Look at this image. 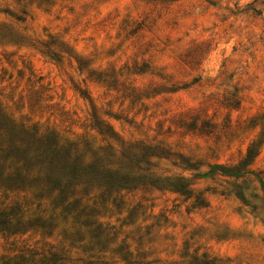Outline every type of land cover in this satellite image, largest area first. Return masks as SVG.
I'll use <instances>...</instances> for the list:
<instances>
[{"label":"rangeland","instance_id":"obj_1","mask_svg":"<svg viewBox=\"0 0 264 264\" xmlns=\"http://www.w3.org/2000/svg\"><path fill=\"white\" fill-rule=\"evenodd\" d=\"M0 107L86 161L120 157L123 143L158 146L169 158L138 173L183 176L193 188L190 197L124 190L119 207L99 203L107 235L96 245L91 228L77 234L59 215L43 232L36 219L49 206L0 176V213L25 224L0 231V264L24 247L71 264H264V0H0ZM249 147L251 173H209L237 166Z\"/></svg>","mask_w":264,"mask_h":264},{"label":"trees","instance_id":"obj_2","mask_svg":"<svg viewBox=\"0 0 264 264\" xmlns=\"http://www.w3.org/2000/svg\"><path fill=\"white\" fill-rule=\"evenodd\" d=\"M81 94L84 95L85 92ZM98 132L109 138L114 137L111 129L101 128ZM123 145L120 157L112 153V150L103 154L97 151L93 153L90 161H86L71 144L60 145L49 134L39 136L36 132H31L24 125L10 119L0 107V169L4 167L8 170L5 176L4 172H0V176L6 181L4 187L6 190L23 192L24 195L30 193L39 200V207L42 203L49 206L51 216L48 219H36L37 226L43 232L48 230V234L53 232L56 226L53 220L59 215L72 219L71 226H77V234L83 228H91L89 232L92 231V237L97 239L95 244L100 245L102 236L107 234L105 229H102V223L98 221L100 212L97 205L112 199V203L117 201L119 207L124 203L121 201V191L154 188L168 189L186 197L192 196L191 182L183 176L154 178L152 175L138 173L148 170L140 166L141 162L149 163L152 157L169 158L170 153L158 146L144 144L137 152L136 146L125 143ZM257 153L254 147H249L237 166L214 165L209 173L214 174L220 170L221 174L234 177L251 173V170L245 168L253 162ZM183 164L188 168L193 166L188 162ZM258 179L263 185V178ZM91 200L92 204L89 203ZM205 205V198L201 194L198 195L196 206ZM0 216L3 217L0 218V231L13 229L11 233H15L25 225L21 217L12 224L13 217L9 214L0 213ZM127 258H124L125 262L122 264H150ZM78 260L81 264H118L103 259ZM195 260L189 264H216L211 259ZM71 261L69 257L54 249L45 253L24 247L18 255L2 264H71Z\"/></svg>","mask_w":264,"mask_h":264}]
</instances>
